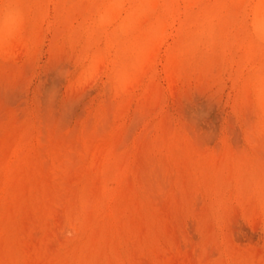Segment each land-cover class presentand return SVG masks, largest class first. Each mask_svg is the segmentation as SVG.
Here are the masks:
<instances>
[{"label":"rangeland","instance_id":"374dc122","mask_svg":"<svg viewBox=\"0 0 264 264\" xmlns=\"http://www.w3.org/2000/svg\"><path fill=\"white\" fill-rule=\"evenodd\" d=\"M176 1H0V264H264V0Z\"/></svg>","mask_w":264,"mask_h":264},{"label":"bare ground","instance_id":"6f19581e","mask_svg":"<svg viewBox=\"0 0 264 264\" xmlns=\"http://www.w3.org/2000/svg\"><path fill=\"white\" fill-rule=\"evenodd\" d=\"M0 1H1V0H0ZM79 1H80V0H79ZM177 1H178V0H177ZM177 1H176V2H177ZM83 2H84V1H83ZM103 2H104V1H103ZM104 3H105V2H104ZM171 3H173V2H171ZM249 3H250V2H249ZM109 4H110V3H109ZM131 4H132V3H131ZM158 4H159V2H158ZM179 4H180V3H179ZM252 4H253V3H252ZM107 5H108V4H107ZM46 6H47V5H46ZM69 6H70V5H69ZM69 6H68V7H69ZM101 7H102V6H101ZM106 7H107V6H106ZM175 7H176V6H174V8H175ZM247 7H248V6H247ZM252 7H253V5H252ZM104 8H105V7H104ZM123 8H125V5H124ZM128 8H129V7H128ZM167 8H168V7H167ZM172 8H173V7H172ZM248 8H249V7H248ZM250 8H251V7H250ZM250 8H249V9H250ZM99 9H101V8H99ZM129 9H130V8H129ZM251 9H252V8H251ZM2 10H4V9H2ZM174 10H175V9H174ZM246 10H247V9H246ZM260 10H261V8H260ZM70 11H71V10H70ZM97 11H98V10H97ZM1 12H2V11H1ZM1 12H0V15H1ZM162 12H164V11H162ZM172 12H173V11H172ZM2 14H3V13H2ZM4 14H5V13H4ZM102 14H103V13H102ZM163 14H164V13H163ZM168 14H169V13H168ZM170 15H171V14H170ZM172 15H173V14H172ZM91 16H92V15H91ZM165 16L167 17L166 14H165ZM60 17H61V16H60ZM173 17H174V16H173ZM78 18H79V17H78ZM179 18H180V17H179ZM182 18H183V17H182ZM90 19H91V18H90ZM165 19H166V18H165ZM5 20H6V19H5ZM39 20H40V19H39ZM138 20H140V19H138ZM174 20H175V18H174ZM177 20H178V19H177ZM3 21H4V20H3ZM168 21H169V19H168ZM168 21H167V22H168ZM171 21H172V20H171ZM179 21H180V20H179ZM13 22H14L13 19H12V18H9V19H7V20L5 21V23H3V24H4L3 27H4L6 30H8L9 32H11L9 29H10L11 25L14 24ZM93 22H94V21H93ZM96 22H97V21H96ZM25 23H26V22H25ZM94 23H95V22H94ZM114 23H115V22H114ZM171 23H173V22H171ZM179 23H180V22H179ZM261 23H262V19L259 18V21H258V23H257L258 29H261ZM91 24H92V23H91ZM167 24H168V23H167ZM111 25H112V24H111ZM94 26H96V23H95ZM115 26H116V25H115ZM3 27H2V28H3ZM24 27H25V26H24ZM110 27H111V26H110ZM4 28H3V29H4ZM93 28H94V27H92V29H93ZM95 28H96V27H95ZM166 28H167V27H166ZM96 29H97V28H96ZM101 29H102V27H101ZM108 29L110 30V28H108ZM167 29H168V28H167ZM35 31H36V30H35ZM114 31H116V30H114ZM167 31H168V30H167ZM85 32H86V31H85ZM89 32H90V31H89ZM107 32H108V31H107ZM110 32H111V31H110ZM87 33H88V32H87ZM92 33H93V32H91L90 34H92ZM115 33H116V32H115ZM117 33H118V32H117ZM8 34H10V33H8ZM11 34H12V33H11ZM20 34H21V33H20ZM22 34H23V33H22ZM36 34H37V33H36ZM90 34H89V35H90ZM206 34H207V33H206ZM24 35H25V34H24ZM114 36H115V35H114ZM118 36H119V35H118ZM192 37H193V36H192ZM29 38H30V37H29ZM92 38H94V36H93ZM178 38H179V37H178ZM253 38H254V37H253ZM90 39H91V37H90ZM102 39H103V38H102ZM106 39H107V38H106ZM106 39H105V40H106ZM111 39H112V38H111ZM163 39H164V38H163ZM29 40H30V39H29ZM79 42H80V41H79ZM86 42H87V41H86ZM106 42H107V41H106ZM108 43H109V42H108ZM108 43H107V44H108ZM22 44H23V43H22ZM100 44H102V43H100ZM100 44H99V45H100ZM103 44H104V43H103ZM28 46H29V43H28ZM102 47H103V46H102ZM105 47H106V46H105ZM92 48H93V45H92ZM116 48H118V47H116ZM83 49H84V48H83ZM109 49H110V47H109ZM20 50H21V47H20ZM87 50H88V49H87ZM112 50H113V49H112ZM104 51H106V50H104ZM247 51H248V50H247ZM22 52H23V51H22ZM22 52H21V53H22ZM111 52H112V51H111ZM168 52H169V51H168ZM194 52H195V51H194ZM113 53H114V52H113ZM0 54H1V53H0ZM90 54H91V53H90ZM187 54H188V53H187ZM110 55H111V54H110ZM19 56H21V55H19ZM82 56H84V55H82ZM85 56H86V55H85ZM91 56H92V55H91ZM110 57H112V56H110ZM157 57H158V56H157ZM195 57H196V54H195ZM83 58H84V57H83ZM88 58H89V57H88ZM159 58H160V57H159ZM113 59H115V58H113ZM157 59H158V58H157ZM108 60H109V59H108ZM107 64H108V63H107ZM129 64H130V63H129ZM104 65H105V63H104ZM87 66H88V65H87ZM105 66H106V65H105ZM109 66H110V65H109ZM113 66H114V64H113ZM113 66H112V67H113ZM128 66H129V65H128ZM257 66H258V65H257ZM103 67H104V66H103ZM85 68H86V67H85ZM114 68H115V67H114ZM258 68H260V67L258 66ZM105 69H106V68H105ZM115 69H116V68H115ZM98 70H99V69H98ZM100 70H101V69H100ZM106 70H107V69H106ZM85 71H86V70H85ZM108 71H109V70H108ZM114 71H115V70H114ZM256 71H257V70H256ZM256 71H255V72H256ZM103 72H104V69H103V71H102L100 74H102ZM257 72H258V71H257ZM85 73H86V72H85ZM100 74H99V75H100ZM111 74H112V72H111ZM106 75H107V74H106ZM108 76H109V75H108ZM112 78H113V77H112ZM108 79H109V78H108ZM113 79H114V78H113ZM114 80H115V79H114ZM142 80H144V78H143ZM142 80H141V81H142ZM118 81H119V79H118ZM137 81H138V80H137ZM137 81H136V83H137ZM173 81H174V80H173ZM116 82H117V80H116ZM142 82H143V81H142ZM142 82H141V83H142ZM111 83H112V79H111ZM113 84H114V83H113ZM115 84H116V83H115ZM133 84H134V83H133ZM137 85H139V84H137ZM118 86H119V85H118ZM128 86H130V85H128ZM131 86H132V85H131ZM134 87H136V85H135ZM134 87H133V88H134ZM139 87H140V86H139ZM115 89H116V88H115ZM131 89H132V88H131ZM134 89H135V88H134ZM116 90H117V89H116ZM120 90H122V89H120ZM132 90H133V89H132ZM173 91H174V90H173ZM256 91H257V90H256ZM115 92H116V91H115ZM130 92H131V91H130ZM133 93H134V92H133ZM124 95H125V94H124ZM116 96H117V94H116ZM128 96H129V95H128ZM124 99H125V98H124ZM122 100H123V99H122ZM121 104H122V103H121ZM116 132H117V131H116ZM116 132H115V133H116ZM111 135H112V134H111ZM111 135H110V136H111ZM115 137H116V136H115ZM111 138H113V137L111 136ZM114 139H115V138H114ZM115 140H116V139H115ZM113 141H114V140H113ZM101 143H102V142H101ZM101 145H103V143H102ZM108 145H109V144H108ZM21 146H22V145H21ZM87 146H88V145H87ZM90 146H91V145H90ZM105 146H106V145H105ZM111 146H112V145H111ZM99 147H100V146H99ZM112 147H113V146H112ZM112 147H111V148H112ZM115 147H117V146H115ZM16 148H18V147H16ZM30 148H31V147H30ZM91 148H92V147H91ZM107 148L110 150L109 146H108ZM22 150H23V149H22ZM25 150H26V149H25ZM90 150H92V149H90ZM95 150H96V148H95L94 150H92V151H95ZM104 150H105V148H104ZM109 150H108V152H109ZM29 151H30V150H29ZM29 151H28V152H29ZM86 151H87V150H86ZM98 151H99V150H98ZM110 151H111V150H110ZM24 152H25V151H24ZM24 152H23V154H24V157H25V153H24ZM89 152H90V151H89V149H88V154H89ZM104 152H106V151H104ZM106 153H107V152H106ZM116 153L118 154V152H116ZM103 154H104V153H103ZM103 154H102L101 156H103ZM0 155H1V154H0ZM19 155H20V154H19ZM91 155H92V154H91ZM104 155H105V154H104ZM109 155H110V154H109ZM109 155H105V156L110 157ZM111 155H112V154H111ZM11 156H12V155H11ZM11 156H10V157H11ZM14 156H15V154H14ZM92 156H94V155H92ZM116 156H118V155H116ZM13 158H14V157H13ZM86 158H87V156H86ZM101 158H102V157H101ZM116 158H117V157H116ZM5 159H6V158H5ZM7 159H8V158H7ZM90 159H91V158H90ZM92 159H93V157H92ZM92 159H91V160H92ZM107 159H108V158H107ZM114 159H115V158H114ZM91 160L89 161L90 164H91ZM101 160H102V159H101ZM101 160L99 161L100 163H101ZM12 161H13V160H12ZM17 161L19 162L18 158H17ZM26 161H27V160H25V162H26ZM103 161H104V160H103ZM22 162H23V161H22ZM107 162H108V161H107ZM110 162H111V161H110ZM121 162H122V161H121ZM212 162H213V161H212ZM1 163H2V161H1ZM5 163H6V160H5ZM5 163H4V164H5ZM214 163H215V162H214ZM214 163H212V164H214ZM14 164H15V163H14ZM21 164H22V163H21ZM31 164H32V163H31ZM98 164H99V163H98ZM121 164H122V163H121ZM10 165H11V164H10ZM26 165H27V163H26ZM93 165H94V164H93ZM93 165H92V166H93ZM103 165H104V164H103ZM2 166H4V165H2ZM14 166H15V165H14ZM30 166H31V165H30ZM85 166H86V165H85ZM85 166H84V167H85ZM107 166L110 167V165H108V164H107ZM121 166H123V165H121ZM124 166H125V164H124ZM124 166H123V167H124ZM212 166H214V165H212ZM222 166H223V165H222ZM24 167H25V166H24ZM28 167H29V166H28ZM117 167H118V166H117ZM16 168H17V167H16ZM95 168H97V165H96ZM99 168H100V166H99ZM106 168H107V167H106ZM212 168H213V167H212ZM1 169H2V168H1ZM8 169H9V168H8ZM12 169H13V167H12ZM28 169H29V168H28ZM88 169H89V168H88ZM103 169H104V168H103ZM122 169H123V168H122ZM210 169H211V168H210ZM2 170H3V169H2ZM2 170H1V171H2ZM13 170H14V169H13ZM15 170H16V169H15ZM20 170H22V169H20ZM26 170H27V169H26ZM26 170H25V171H26ZM31 170H32V169H31ZM33 170H35V168H34ZM95 170H96V169H95ZM97 170H98V169H97ZM97 170H96V172H97ZM99 170H100V169H99ZM124 170H125V169H123V171H124ZM202 170H203V169H202ZM204 170H205V169H204ZM211 170H212V169H211ZM28 171H29V170H28ZM91 171H92V170H91ZM35 172H37V169H36ZM92 172H93V171H92ZM103 172H104V171H103ZM108 172H109V171H108ZM124 172H125V171H124ZM6 173H7V172H6ZM6 173H5V174H6ZM8 173H9V172H8ZM24 173H25V172H24ZM31 173L33 174L32 171H31ZM111 173H112V172H111ZM121 173H123V172H121ZM201 173H202V172H201ZM210 173H211V172H210ZM16 174H18V173H16ZM26 174H27V173H26ZM26 174H25V177L28 176V175H26ZM103 174H104V173H103ZM105 174H106V173H105ZM112 174H113V173H112ZM117 174H119V173H117ZM13 175H14V174H13ZM96 175H97V174H96ZM98 175H99V174H98ZM123 175H124V174H123ZM126 175H127V174H126ZM126 175H125V176H126ZM104 176H105V175H104ZM116 176H117V175H116ZM120 176H122V175L119 174V177H120ZM202 176H203V175H202ZM9 177H10V176H9ZM12 177L14 178V176H12ZM21 177H22V176H21ZM97 177H98V176H97ZM127 177H128V176H127ZM207 177H208V176H207ZM80 178H81V177H80ZM83 178H84V177H83ZM95 178H96V177H95ZM16 179H17V178H16ZM21 179H24V178L22 177ZM26 179H27V178H26ZM84 179L86 180V178H84ZM89 179H90V178H89ZM89 179H88V180H89ZM93 179H94V178H93ZM98 179H99V178H98ZM101 179H102V178H101ZM123 179H124V178H123ZM12 180H13V179H12ZM76 180H77V179H76ZM105 180H106V179H105ZM16 181H17V180H16ZM18 181H19V180H18ZM101 181H102V180H101ZM120 181H121V180H120ZM82 182H83V181H82ZM91 182H92V180H91ZM99 182H100V180H99ZM85 183H86V182H85ZM85 183H84V184H85ZM92 183H93V185H94V182H92ZM101 183H102V182H101ZM12 184H13V183H12ZM80 184H81V182H80ZM95 184H96V183H95ZM117 184H118V183H117ZM1 185H2V184H1ZM5 185H6V183H5ZM9 185H10V184H9ZM97 185H98V183H97ZM100 185H101V184H100ZM109 185H110V183H109ZM120 185H121V183H120ZM102 186H103V184H102ZM4 187H5V186H4ZM80 187H81V185H80ZM121 187H122V186H121ZM0 188H1V186H0ZM13 188H14V187H13ZM92 188H93V187H92ZM96 188H97V187H96ZM100 188H101V187H100ZM4 189H5V188H4ZM4 189H3V190H4ZM8 189H9V188H8ZM76 189H77V188H76ZM78 189H79V188H78ZM97 189H98V188H97ZM115 189H116V188H115ZM79 190H80V189H79ZM85 190H86V189H85ZM88 190H89V188H88ZM102 190H103V189H102ZM109 190H110V189H109ZM5 191H6V189H5ZM8 191H9V190H8ZM76 191H77V190H76ZM94 191H96V190L94 189ZM100 191H101V189H100ZM100 191H98V192H100ZM111 191H112V190H111ZM119 191H120V190H119ZM9 192H10V191H9ZM88 192H89V191H88ZM98 192H97V193H98ZM120 192H121V191H120ZM77 193H78V191H77ZM86 193H87V192H86ZM92 193H93V192H92ZM97 193H96V195H97ZM108 193H109V192H108ZM111 193H112V192H111ZM2 194H3V193H2ZM6 194H7V193H6ZM6 194H5V195H6ZM78 194H79V193H78ZM89 194H90V193H89ZM117 194H119V192H118ZM8 195H9V194H8ZM92 195H93V194H92ZM98 195H99V193H98ZM109 195L112 196V194H110V193H109ZM0 196H1V195H0ZM83 196H84V195H83ZM99 196H100V195H99ZM101 196H102V195H101ZM115 196H116V195H115ZM79 197H80V196H79ZM89 197H91V196H89ZM97 197H98V196H96V198H97ZM0 198H1V197H0ZM2 198H3V197H2ZM80 198H81V197H80ZM84 198H85V196H84ZM93 198H94V196H93ZM100 198H101V197H100ZM111 198H112V197H111ZM91 199H92V198H91ZM94 199H95V198H94ZM102 199H103V198H102ZM108 199H109V198H108ZM0 200H1V199H0ZM76 200H77V199H76ZM78 201H79V200H78ZM85 201H86V200H85ZM96 201H98V200H95V202H96ZM102 201H103V200H102ZM111 201H112V200H111ZM89 202H90V201H89ZM92 202H93V201H92ZM95 202H94V203H95ZM103 202H104V201H103ZM103 202H102V203H103ZM108 202H109V201H108ZM112 202H113V201H112ZM80 203H81V202H80ZM86 203H87V202H86ZM116 203H117V202H116ZM87 204L89 205V203H87ZM91 204H93V203H91ZM103 205H104V203H103ZM106 205H107V204H106ZM116 205H117V204H116ZM89 206H90V205H89ZM107 206H108V205H107ZM110 206H112V205H110ZM117 206H118V205H117ZM90 207H91V206H90ZM97 207H98V206H97ZM84 208H85V207H84ZM84 208H83V209H84ZM87 208H88V207H87ZM95 208H96V207H94V209H95ZM103 208H104V207H103ZM110 208H111V207H110ZM104 209H105V208H104ZM111 209H112V208H111ZM88 210H89V209H88ZM88 210H87V211H88ZM90 210H92V208H90ZM96 211H98V210H96ZM89 212H91V211H89ZM77 213H78V212H77ZM94 213H95V212H94ZM102 213H103V212H102ZM109 213H110V212H109ZM83 216H84V215H83ZM83 216H82V217H83ZM86 216H87V214H86ZM88 216H89V215H88ZM98 216H99V215H98ZM101 216H104V215H101ZM107 216H108V215H107ZM96 217H97V216H96ZM105 217H106V216H105ZM84 218H85V217H84ZM90 218H91V216H90ZM100 218H101V217H100ZM102 218H103V217H102ZM109 218H110V217H109ZM120 218H121V217H120ZM80 219H81V218H80ZM86 219H87V218H86ZM98 220H99V219H98ZM100 220H101V219H100ZM101 222H103V220L100 221V223H101ZM104 223H105V222H104ZM106 223H107V222H106ZM113 223H114V222H113ZM6 224H7V223H6ZM81 225H82V224H81ZM85 225H86V224H85ZM100 225H102V224H100ZM105 225L107 226V224H105ZM111 225H112V224H111ZM111 225H110V226H111ZM74 226H75V225H74ZM76 227H77V226H76ZM79 227H80V225H79ZM84 227H85V226H84ZM86 227H87V226H86ZM102 227H103V226H102ZM107 227H108V226H107ZM73 228H74V227H73ZM80 229H81V228H80ZM86 229H87V228H86ZM108 229H111V228H108ZM112 229H113V228H112ZM80 231H81V230H80ZM110 232H111V231H110ZM112 232H113V231H112ZM107 233H108V232H107ZM108 234H109V233H108ZM105 236H106V235H105ZM108 236H109V235H108ZM109 237H110V236H109ZM108 239H109V238H108ZM92 241H93V240H92ZM95 243H96V242L94 241V244H95ZM75 244L77 245L78 243H75ZM10 245H11V244H10ZM76 245H75V246H76ZM75 246H74V247H75ZM93 246L95 247V245H93ZM78 247H79V246H78ZM93 249H94V248H93ZM98 249H99V248H98ZM98 249H97V250H98ZM83 250H84V248H83ZM83 253H84V251H83ZM86 253H87V252H86ZM96 253H97V252H96ZM97 254H98V253H97ZM101 254H102V252H101ZM13 256H14V253H13ZM100 256H101V255H100ZM80 257H81V256H80ZM83 257H84V256H83ZM100 258H101V257H100ZM69 259H71V257H69ZM101 259H102V258H101ZM91 260H92V259H91ZM98 260H99V259H98ZM102 260H103V259H102ZM80 262H81V261H80ZM92 262H93V261H92ZM88 263H89V262H88ZM67 264H68V263H67ZM102 264H103V263H102Z\"/></svg>","mask_w":264,"mask_h":264}]
</instances>
